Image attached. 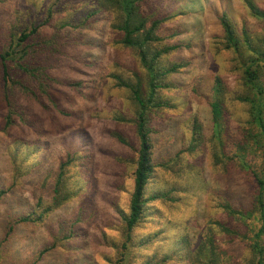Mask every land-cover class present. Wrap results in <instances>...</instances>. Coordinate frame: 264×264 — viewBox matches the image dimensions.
I'll use <instances>...</instances> for the list:
<instances>
[{
    "label": "rangeland",
    "instance_id": "1",
    "mask_svg": "<svg viewBox=\"0 0 264 264\" xmlns=\"http://www.w3.org/2000/svg\"><path fill=\"white\" fill-rule=\"evenodd\" d=\"M248 3L264 14V0H142L140 14L161 20L153 47L179 46L160 67H181L160 79L158 100L167 105L149 113L153 172L128 239L120 217L129 212L140 141L132 95L113 77L137 75L146 86L137 49L119 43L113 12L99 0H0V50L36 28L26 63L50 75L44 88L33 78L19 87L23 74L11 71L7 88L0 64V264H189L208 236L221 258L247 264L250 240L216 223L247 237L260 225L238 215L252 208L256 185L237 156L243 151L260 171L264 148L244 139L250 117L236 99L243 76L220 21L260 43L264 20ZM217 78L229 128L221 140H213L209 107ZM194 123L205 142L189 151Z\"/></svg>",
    "mask_w": 264,
    "mask_h": 264
},
{
    "label": "trees",
    "instance_id": "2",
    "mask_svg": "<svg viewBox=\"0 0 264 264\" xmlns=\"http://www.w3.org/2000/svg\"><path fill=\"white\" fill-rule=\"evenodd\" d=\"M142 0H99V5L112 11L114 20L110 26L112 32L122 33V38L119 43L126 48H135L138 51V57L142 68L146 71V86L143 87L141 78L135 75L134 80H126L120 76H112L116 81V86L129 90L136 107L135 127L137 136L140 141L138 151L137 166L134 173V187L129 201L128 213L121 214V221L125 226L126 234L130 239V232L140 223L143 215V207L148 201L145 198V189L148 179L153 172L152 159H151V142H150V129L148 128L150 122L149 113L153 109L162 108L167 105L165 102L158 100L159 90L166 87L161 84V78L166 77L168 74L175 72L181 66L174 65L169 69L160 67V57L163 54H168L171 51L179 49V46H165L158 50L153 47L154 44L160 42L159 36L156 31L159 30L161 20H151L140 14V4ZM249 9L253 16L259 17L264 20V14L248 3ZM221 24L226 35V50H229L234 55V62L236 63L235 69L241 72L243 76L242 91L238 93L236 99L245 104L248 108L249 114V129H245L244 139L261 148V140L264 143V39L258 43L251 39V35L245 30L237 31L233 24L226 21L224 17L221 18ZM36 28L28 32L20 33L18 36H13L8 44L6 51L0 50V64L2 69V79L5 87L14 85L11 71H18L23 74V78L19 80L18 86L21 87L23 82L33 78L37 82L38 88L47 85V79L50 75L45 73V68L42 66L37 68L29 66L26 63L30 53L27 50V41L29 38L37 34ZM174 32L173 35H177ZM143 36V41L140 37ZM262 38H260L261 40ZM93 43H97L94 41ZM26 44V47L25 45ZM24 45V49L23 46ZM150 45V46H148ZM22 47V49H17ZM27 48V49H26ZM46 49L42 50L44 52ZM35 52L31 54V57ZM7 61H11L8 65ZM43 68V69H42ZM25 74V75H24ZM52 79V78H51ZM242 79V78H241ZM12 80V82H11ZM167 85V84H166ZM167 87H169L167 85ZM215 93L219 94V98L212 100L209 104L210 113L212 116L213 127V140L223 139L222 133L225 130L229 131L227 125H222L223 114L225 107L223 104L225 90L222 81L217 78L214 82ZM221 89L223 90L221 92ZM244 90V92H243ZM10 122L7 121L6 125ZM219 131V132H218ZM201 133V125L194 123L191 128L190 145L188 150L193 151L195 148L200 147L204 142ZM254 133V135H252ZM212 139V137H211ZM223 145V142H221ZM242 153L241 159L237 156L238 168L244 172H248L252 178L255 179L256 190L252 195V208L249 211L238 212L240 219H250L256 221L258 228L250 230L253 235L247 237L246 235L236 234L235 231L230 230L224 225H220L221 229L227 234L236 235L245 240H250L249 246L250 257L245 261L247 264H264V168L258 170L254 165L247 164L245 160L246 155ZM220 153L214 154V161H218L222 157ZM224 157L225 153H221ZM262 171V172H261ZM261 175V176H260ZM56 181L54 187V194L58 193ZM164 194L152 196L149 200L153 201L162 198ZM230 211V209H228ZM21 221H30L22 219ZM126 245H123L125 247ZM225 258V256H224ZM221 258V252L216 246L213 236H208L201 244L195 259L191 257L189 264H230ZM242 264V263H237Z\"/></svg>",
    "mask_w": 264,
    "mask_h": 264
}]
</instances>
